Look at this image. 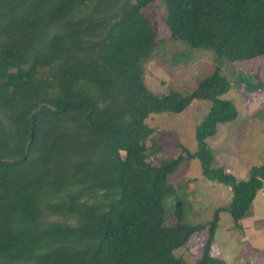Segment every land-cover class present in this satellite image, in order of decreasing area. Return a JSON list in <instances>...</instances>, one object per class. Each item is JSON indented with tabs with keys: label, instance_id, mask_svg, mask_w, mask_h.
Wrapping results in <instances>:
<instances>
[{
	"label": "trees",
	"instance_id": "1",
	"mask_svg": "<svg viewBox=\"0 0 264 264\" xmlns=\"http://www.w3.org/2000/svg\"><path fill=\"white\" fill-rule=\"evenodd\" d=\"M154 3L172 41L219 63L187 96H157L143 82L158 46L143 10ZM259 57L264 0H0V264H186L175 252L204 229L208 246L217 211L238 228L264 166L237 181L212 168L206 140L237 115L221 98L229 85L220 68ZM50 75L49 94L33 86L16 102L27 80ZM192 101L208 106L196 152L152 166L146 120L181 113ZM193 159L232 194L208 227L182 222L185 205L168 181ZM168 197L178 202L173 227L162 224ZM207 246L193 264H219Z\"/></svg>",
	"mask_w": 264,
	"mask_h": 264
},
{
	"label": "rangeland",
	"instance_id": "2",
	"mask_svg": "<svg viewBox=\"0 0 264 264\" xmlns=\"http://www.w3.org/2000/svg\"><path fill=\"white\" fill-rule=\"evenodd\" d=\"M143 12L156 25L158 42L151 60L143 66L145 86L157 96H165L170 91L183 96L191 94L201 80L219 67L216 57L172 41L163 21L165 11L158 3ZM220 71L229 85V91L221 98L234 105L237 115L233 121L217 125L216 135L206 140L213 156L212 168L222 167L237 181L247 180L253 167L264 166V58L228 63ZM45 77L44 80H27L16 94V102L33 86L49 94L52 77ZM207 113L206 103L192 101L181 113L151 115L146 120V125L153 130L146 141L147 162L157 166L167 157H185L183 149L196 152L195 131ZM168 181L185 205L182 222L186 225L208 227L215 212L227 207L232 199L230 188L202 176L198 159L183 161ZM164 202L166 212L162 224L176 226L178 202L174 197ZM217 214L218 226L208 246L204 242L208 231L204 229L175 254L181 255L186 264H193L200 260L202 247L207 246V258L219 264H264V181L252 202L251 213L239 222L238 228L227 212L217 211Z\"/></svg>",
	"mask_w": 264,
	"mask_h": 264
}]
</instances>
